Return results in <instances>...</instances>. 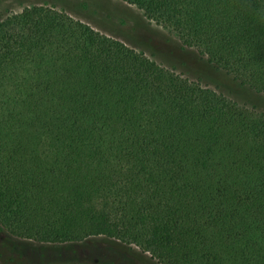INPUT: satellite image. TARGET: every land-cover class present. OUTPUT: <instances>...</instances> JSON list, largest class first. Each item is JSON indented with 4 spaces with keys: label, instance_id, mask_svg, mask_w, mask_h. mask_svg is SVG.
<instances>
[{
    "label": "trees",
    "instance_id": "16d2710c",
    "mask_svg": "<svg viewBox=\"0 0 264 264\" xmlns=\"http://www.w3.org/2000/svg\"><path fill=\"white\" fill-rule=\"evenodd\" d=\"M120 1L264 96V0ZM186 69L52 6L0 19V232L264 264V113Z\"/></svg>",
    "mask_w": 264,
    "mask_h": 264
},
{
    "label": "rangeland",
    "instance_id": "374dc122",
    "mask_svg": "<svg viewBox=\"0 0 264 264\" xmlns=\"http://www.w3.org/2000/svg\"><path fill=\"white\" fill-rule=\"evenodd\" d=\"M44 4L62 10L93 30L112 37L175 73L198 71L202 83L217 87L234 101L264 113V96L240 89L220 72L180 49L175 37L147 21L140 11L120 0H0V19L26 6ZM187 66V67H186ZM188 74L189 76L193 75ZM0 264H154L148 255L114 240L94 237L78 243L40 244L0 232Z\"/></svg>",
    "mask_w": 264,
    "mask_h": 264
}]
</instances>
